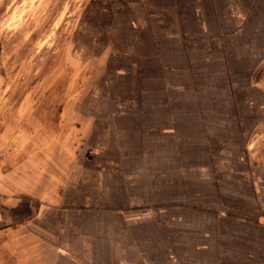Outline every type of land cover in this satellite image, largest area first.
<instances>
[{"label": "crops", "instance_id": "crops-1", "mask_svg": "<svg viewBox=\"0 0 264 264\" xmlns=\"http://www.w3.org/2000/svg\"><path fill=\"white\" fill-rule=\"evenodd\" d=\"M117 4L135 105L82 110L67 174L22 163L0 203V264H264V177L244 141L257 110L204 85L226 82L206 52L263 40L264 0Z\"/></svg>", "mask_w": 264, "mask_h": 264}, {"label": "rangeland", "instance_id": "rangeland-1", "mask_svg": "<svg viewBox=\"0 0 264 264\" xmlns=\"http://www.w3.org/2000/svg\"><path fill=\"white\" fill-rule=\"evenodd\" d=\"M117 3L0 0V203L22 163L32 162L33 176L68 173L82 152L86 108L135 105L126 82L132 69L116 57L124 38H133L119 25ZM235 37L241 42L229 35L221 51L206 52L225 64L226 82L204 85L226 93L227 105L257 110L244 141L264 177V36L251 50L242 44L232 52L226 42Z\"/></svg>", "mask_w": 264, "mask_h": 264}, {"label": "built area", "instance_id": "built-area-1", "mask_svg": "<svg viewBox=\"0 0 264 264\" xmlns=\"http://www.w3.org/2000/svg\"><path fill=\"white\" fill-rule=\"evenodd\" d=\"M144 213L146 214L147 211H144ZM260 222L264 225V201L261 204V216H260Z\"/></svg>", "mask_w": 264, "mask_h": 264}]
</instances>
